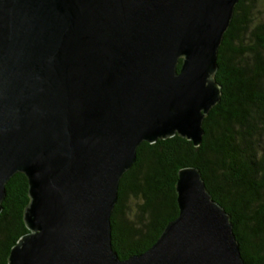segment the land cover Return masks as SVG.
Returning a JSON list of instances; mask_svg holds the SVG:
<instances>
[{"label":"water","instance_id":"95a60500","mask_svg":"<svg viewBox=\"0 0 264 264\" xmlns=\"http://www.w3.org/2000/svg\"><path fill=\"white\" fill-rule=\"evenodd\" d=\"M238 1L0 0V202L16 172L30 198L8 264H245L194 167L179 169L178 215L148 249L121 260L111 242L140 143H201Z\"/></svg>","mask_w":264,"mask_h":264},{"label":"trees","instance_id":"16d2710c","mask_svg":"<svg viewBox=\"0 0 264 264\" xmlns=\"http://www.w3.org/2000/svg\"><path fill=\"white\" fill-rule=\"evenodd\" d=\"M216 64L220 97L202 120L201 143L177 134L143 141L119 180L111 242L121 260L148 249L178 215L177 174L194 167L229 215L245 264H264V0L235 4ZM29 202L27 178L16 172L0 202V264H8L10 249L28 233Z\"/></svg>","mask_w":264,"mask_h":264},{"label":"rangeland","instance_id":"374dc122","mask_svg":"<svg viewBox=\"0 0 264 264\" xmlns=\"http://www.w3.org/2000/svg\"><path fill=\"white\" fill-rule=\"evenodd\" d=\"M262 3V2H261ZM262 5V4H261ZM261 9H263V7H261Z\"/></svg>","mask_w":264,"mask_h":264}]
</instances>
